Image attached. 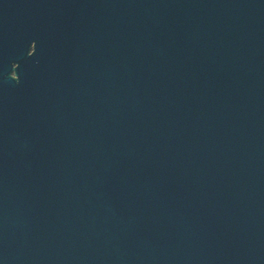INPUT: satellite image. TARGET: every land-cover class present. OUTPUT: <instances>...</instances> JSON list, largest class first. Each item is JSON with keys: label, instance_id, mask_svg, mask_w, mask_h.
I'll return each instance as SVG.
<instances>
[{"label": "water", "instance_id": "water-1", "mask_svg": "<svg viewBox=\"0 0 264 264\" xmlns=\"http://www.w3.org/2000/svg\"><path fill=\"white\" fill-rule=\"evenodd\" d=\"M0 264H264V0H0Z\"/></svg>", "mask_w": 264, "mask_h": 264}]
</instances>
